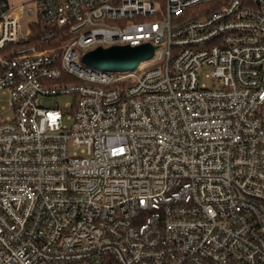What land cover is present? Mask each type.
Returning <instances> with one entry per match:
<instances>
[{
  "label": "built area",
  "instance_id": "1",
  "mask_svg": "<svg viewBox=\"0 0 264 264\" xmlns=\"http://www.w3.org/2000/svg\"><path fill=\"white\" fill-rule=\"evenodd\" d=\"M0 264H264V0H0Z\"/></svg>",
  "mask_w": 264,
  "mask_h": 264
},
{
  "label": "water",
  "instance_id": "2",
  "mask_svg": "<svg viewBox=\"0 0 264 264\" xmlns=\"http://www.w3.org/2000/svg\"><path fill=\"white\" fill-rule=\"evenodd\" d=\"M155 48L151 45L140 47H113L96 49L85 55L83 62L92 66L104 64L109 71H133L141 61L152 58Z\"/></svg>",
  "mask_w": 264,
  "mask_h": 264
},
{
  "label": "rangeland",
  "instance_id": "3",
  "mask_svg": "<svg viewBox=\"0 0 264 264\" xmlns=\"http://www.w3.org/2000/svg\"><path fill=\"white\" fill-rule=\"evenodd\" d=\"M8 3H9L10 5H13V4H11L10 2H8ZM160 54H161L160 51H158V52L156 53L155 57L160 56ZM150 62H151V61H142L141 64H140L139 69L141 70V69H143L144 67L148 66ZM68 101H69V98H67V97H59V98H58V104H59V106H61V107H63Z\"/></svg>",
  "mask_w": 264,
  "mask_h": 264
},
{
  "label": "crops",
  "instance_id": "4",
  "mask_svg": "<svg viewBox=\"0 0 264 264\" xmlns=\"http://www.w3.org/2000/svg\"><path fill=\"white\" fill-rule=\"evenodd\" d=\"M26 1H30V0H8V2L13 4L14 6L18 5V4L22 3V2H26Z\"/></svg>",
  "mask_w": 264,
  "mask_h": 264
}]
</instances>
